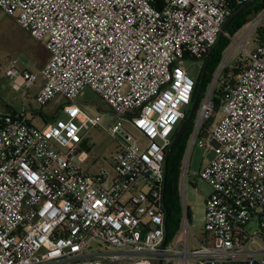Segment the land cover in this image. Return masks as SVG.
I'll use <instances>...</instances> for the list:
<instances>
[{
	"label": "built area",
	"instance_id": "built-area-1",
	"mask_svg": "<svg viewBox=\"0 0 264 264\" xmlns=\"http://www.w3.org/2000/svg\"><path fill=\"white\" fill-rule=\"evenodd\" d=\"M249 1L0 0L48 52L38 72L12 59L4 78L17 92L41 78L36 103L63 99L66 116L39 129L23 111L0 115V264H264V33L234 77L223 76L234 58L220 61L196 112L189 151L213 152L191 174L212 189L202 238L189 235L183 196L182 227L166 242L164 161L195 88L183 62L201 68L233 7ZM263 22L264 12L224 32L223 54L233 42L245 51ZM86 90L110 107L109 127L80 105ZM95 127L119 144L112 174L82 166L81 132Z\"/></svg>",
	"mask_w": 264,
	"mask_h": 264
},
{
	"label": "rangeland",
	"instance_id": "rangeland-1",
	"mask_svg": "<svg viewBox=\"0 0 264 264\" xmlns=\"http://www.w3.org/2000/svg\"><path fill=\"white\" fill-rule=\"evenodd\" d=\"M263 12L264 10L259 12L253 21L257 20ZM253 21L244 26L245 30L249 28ZM262 26L264 27V22ZM240 37H242V35L238 36V39H240ZM255 42V33H252V42L245 47V51L237 48V44L233 42L228 47L227 54H222L221 56V60L228 57V54H230L231 58H234L235 62L232 60L227 62V69L230 70L235 63H246V53L254 48ZM42 53V44L33 40L17 25L12 17L7 16L0 11V114L8 113L11 108L13 110H20L21 104L28 108L30 106L32 110L35 112L40 111L42 114V116H33L31 118L32 125L39 129L43 128V119L51 120L55 117L62 120L66 119L65 114L62 112L64 100H53L48 105L40 107L33 97V88L29 90L30 92L27 96H25L26 92L14 91L11 86L12 81L4 78L3 72L10 66V61L12 59L17 60V67L20 70L28 69L36 71L40 66V57ZM201 64L200 61L194 60H186L183 62V66L188 75L194 80H196L200 73ZM218 87L219 84H217L216 89H218ZM79 102L82 108L87 112L91 114H99L102 119L101 123L104 127H109L113 122L114 115L112 114L110 107L92 91L86 90L83 95L80 96ZM221 116L220 107L216 113V119H219ZM80 121L81 119L78 118L75 122L80 123ZM180 124L176 126V129ZM212 124L213 121L211 125ZM126 127L130 132L135 133L129 125L126 124ZM81 136L84 141V146L82 148L87 151L89 155L86 162L82 163V166L90 173L104 170L108 171L109 174H112L110 160L119 146L118 142L98 127L83 130ZM189 143L190 139L181 162L178 197L181 204L184 196L186 206L189 209V235L195 236L200 240L203 232L202 217L204 214V202L212 193V189L205 181L194 178L191 174L197 173L202 166H205L213 158V152L210 151L205 154L204 149L200 148L197 144H194L189 151ZM186 161L188 164L186 169L187 176L183 185V173ZM181 225L182 223L180 224V228L182 227ZM181 232L180 235L183 237V231Z\"/></svg>",
	"mask_w": 264,
	"mask_h": 264
},
{
	"label": "trees",
	"instance_id": "trees-1",
	"mask_svg": "<svg viewBox=\"0 0 264 264\" xmlns=\"http://www.w3.org/2000/svg\"><path fill=\"white\" fill-rule=\"evenodd\" d=\"M250 3V6H248L245 10H243L241 13H239L237 16H235L227 25L225 32L233 35L237 31H239L242 27H244L249 22L253 21L257 14L264 10V0H254L251 2V0L248 2ZM241 6H234L232 9L231 14L236 12ZM264 33V27L260 26L256 29V41H258ZM229 41L222 35L221 39L219 41V44L217 48L212 52L210 56V60L207 65V73L205 74L203 78L202 83V90L199 96V100L195 109V113L191 119V121L188 123V125L185 127L181 135L179 136L178 140L174 144L173 148L171 149L170 153L167 157V171L165 175V195H164V206L167 212V221H166V242H169L173 236L179 231L181 219H182V210L181 205L178 197V182L180 177V167L183 155L185 153V150L187 148L189 139L191 137V134L193 132L194 127V120L196 117V112L198 110V106L200 103V100L203 98L207 87L211 81L212 74L216 70L218 64L221 61V56L223 54L224 49L227 47ZM246 63H235L231 67V69L224 70L223 76L224 78L228 77H234L238 72L241 71L243 66ZM203 67V66H202ZM202 67L200 69V73L198 77L195 80V88L193 96L196 92V88L198 87L199 81L201 79V73H202ZM214 101L215 104L218 106L220 101V92L217 91L214 93ZM190 108V106H189ZM189 108L187 109L185 116L183 120L181 121L180 126L176 129L174 133V137L176 136V133L178 129L183 125V123L186 121ZM9 112L14 113L16 111L9 110ZM36 115L41 114L40 111L35 112ZM54 118L51 120L43 119L44 126L48 125ZM212 119L207 120L203 124V129H208L209 126L212 123ZM30 122V119H29ZM204 135V132L201 131L198 135V137H202Z\"/></svg>",
	"mask_w": 264,
	"mask_h": 264
},
{
	"label": "water",
	"instance_id": "water-1",
	"mask_svg": "<svg viewBox=\"0 0 264 264\" xmlns=\"http://www.w3.org/2000/svg\"><path fill=\"white\" fill-rule=\"evenodd\" d=\"M254 0H251V2H253ZM250 5V3H246L245 5L241 6L236 12H234L233 14H231L223 23L222 27H221V33H219L218 37H217V40H216V43L215 45L208 51V53L206 54V59L204 61V64H203V67H202V73H201V79L199 81V84H198V87L196 88V92L193 96V99H192V102H191V105H190V108H189V111H188V115H187V118H186V121L183 123V125L178 129L177 133H176V136L174 137V141L171 145V147L169 148L168 152L166 153V156H165V161H164V172H165V175H166V167H167V157H168V154L170 153L171 149L173 148L174 144L176 143V141L178 140L179 136L181 135V133L183 132V130L185 129V127L188 125V123L191 121L192 119V116L194 114V111L196 109V106H197V103H198V100H199V96H200V93H201V90H202V83H203V78L205 76V74L207 73V65H208V62L210 60V56H211V53L212 51L218 46L219 44V41L221 39V36L222 34L225 32V29L227 27V25L229 24V22L235 17L237 16L239 13H241L243 10H245L248 6Z\"/></svg>",
	"mask_w": 264,
	"mask_h": 264
},
{
	"label": "crops",
	"instance_id": "crops-1",
	"mask_svg": "<svg viewBox=\"0 0 264 264\" xmlns=\"http://www.w3.org/2000/svg\"><path fill=\"white\" fill-rule=\"evenodd\" d=\"M42 47H43V53H42V55H41V57H40V66H39L38 70H36V71H34V70H28V69H25V70H27V71H31V72H38V71L44 66V64H45L46 61L48 60V52L46 51V49H45V47L43 46V44H42ZM41 85H42V79H41V78H38V80L36 81L35 86L33 87V97L35 96L36 92L38 91V89L40 88ZM29 92H30V91L28 90V91L26 92L25 96H27ZM10 110H12V111H23L24 114L28 117V119H30V122H31V118H32L33 116H39V114H38V115L35 114V111L32 110V109L30 108V106H29V108H28V107H25V106L22 105V104H21V108H20V110H13L12 108H11ZM2 114H3V113H2ZM2 114H0V115H2ZM4 114H5V113H4ZM31 123H32V122H31ZM43 126H44V125H43ZM83 146H84V141H83V143H82V147H83ZM202 221H203V217H202Z\"/></svg>",
	"mask_w": 264,
	"mask_h": 264
},
{
	"label": "flooded vegetation",
	"instance_id": "flooded-vegetation-1",
	"mask_svg": "<svg viewBox=\"0 0 264 264\" xmlns=\"http://www.w3.org/2000/svg\"><path fill=\"white\" fill-rule=\"evenodd\" d=\"M216 48H217V47H216ZM216 48H215V49H216ZM215 49H214V50H215ZM214 50H213V51H214ZM213 51H212V52H213ZM211 54H212V53H211ZM205 59H206V58H205ZM204 61H205V60H204Z\"/></svg>",
	"mask_w": 264,
	"mask_h": 264
}]
</instances>
